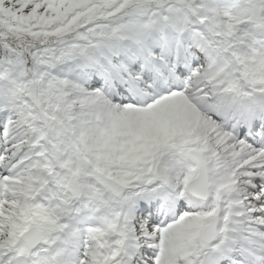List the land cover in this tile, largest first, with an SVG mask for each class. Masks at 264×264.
<instances>
[{
    "label": "snow or ice",
    "instance_id": "snow-or-ice-1",
    "mask_svg": "<svg viewBox=\"0 0 264 264\" xmlns=\"http://www.w3.org/2000/svg\"><path fill=\"white\" fill-rule=\"evenodd\" d=\"M0 264H264V0H0Z\"/></svg>",
    "mask_w": 264,
    "mask_h": 264
}]
</instances>
